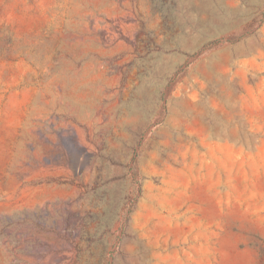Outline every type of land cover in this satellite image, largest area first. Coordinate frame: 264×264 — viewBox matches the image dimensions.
I'll use <instances>...</instances> for the list:
<instances>
[{"label": "rangeland", "instance_id": "374dc122", "mask_svg": "<svg viewBox=\"0 0 264 264\" xmlns=\"http://www.w3.org/2000/svg\"><path fill=\"white\" fill-rule=\"evenodd\" d=\"M0 264H264V0H0Z\"/></svg>", "mask_w": 264, "mask_h": 264}]
</instances>
